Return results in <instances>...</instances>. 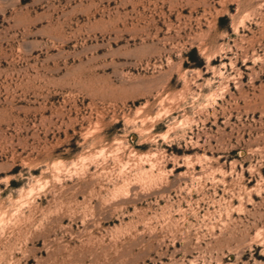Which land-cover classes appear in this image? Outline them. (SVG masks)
Listing matches in <instances>:
<instances>
[{
	"label": "rangeland",
	"instance_id": "374dc122",
	"mask_svg": "<svg viewBox=\"0 0 264 264\" xmlns=\"http://www.w3.org/2000/svg\"><path fill=\"white\" fill-rule=\"evenodd\" d=\"M0 264H264V0H0Z\"/></svg>",
	"mask_w": 264,
	"mask_h": 264
}]
</instances>
